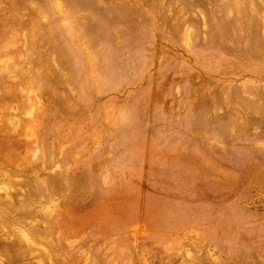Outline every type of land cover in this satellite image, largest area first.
<instances>
[{
    "label": "rangeland",
    "instance_id": "1",
    "mask_svg": "<svg viewBox=\"0 0 264 264\" xmlns=\"http://www.w3.org/2000/svg\"><path fill=\"white\" fill-rule=\"evenodd\" d=\"M0 264H264V0H0Z\"/></svg>",
    "mask_w": 264,
    "mask_h": 264
}]
</instances>
